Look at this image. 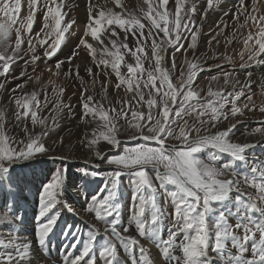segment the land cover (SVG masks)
I'll use <instances>...</instances> for the list:
<instances>
[{
	"label": "snow or ice",
	"instance_id": "1",
	"mask_svg": "<svg viewBox=\"0 0 264 264\" xmlns=\"http://www.w3.org/2000/svg\"><path fill=\"white\" fill-rule=\"evenodd\" d=\"M220 2L221 0H206L207 7L200 13L201 19ZM107 3L108 0H104V5L100 6L94 4L93 0H87V20L77 48L70 52L66 61H56L55 71L51 68L47 71L57 77L63 74L81 80V119L83 123L94 124L95 127L92 128L91 136L86 134L79 143L95 157L104 159L102 152L96 149L101 140L113 149L120 148L124 143L118 139L123 128L118 124L121 119L127 125L123 131L131 130L128 140L144 143L123 147L120 154L107 159V164L116 166L109 181L97 190L100 196L92 194L82 206L83 210L94 212L97 219L103 221L104 245L100 249L96 248L98 231L89 226L84 238L77 236L71 245L74 251L67 254L65 264H99L97 256L103 259L104 264H127L126 260L121 259L117 245L130 254L132 264H150L149 258H146L148 250L141 244V239L153 241L157 247H162L163 257L174 264H214L208 254L210 247L225 264H264V207L259 206L251 196H245L242 191V185L249 184L257 188L261 193L259 200L264 202V172L255 167L251 169L253 177H260V182L256 183L255 179H249L247 174L241 179V174L235 170L229 171L233 169L234 161L246 163L245 151L254 147L233 142L231 138V133L240 122L238 117L245 114L244 110H257L252 95L246 97L247 102L243 106L239 104L246 90L251 88V73L248 74V80L242 82L235 79L232 73L225 72L223 86L214 90L210 83L202 96L201 92L204 90L194 87L196 78L203 70L199 59L189 60L185 55L178 77L171 74L177 68L176 53L186 54L197 47L200 26L191 18V15L196 13L194 4L186 8V0H143L146 10L142 8L143 15L137 16L114 10L122 9L121 0H112L114 8H108ZM170 4L172 8H169ZM256 4L257 0H251L249 10L245 0H238L236 7L237 15L234 18L239 20L240 15L245 18L240 27H245L249 21L257 26L256 36L249 31L244 41L245 50L249 54L245 59L244 53H241V68L249 62H264L259 59L264 54V15L253 14L257 11ZM63 8L64 0H43L42 4L39 0H29L28 15L20 19L21 0H0V14L7 20L6 24L0 23V44L8 45L13 32L15 33L14 45H8L11 55H0V77L6 78L12 64L21 58L19 53L25 43V34L28 36V52L31 53L30 58L24 60L25 65H35L42 59L36 54L31 38L38 11H42L43 15L42 26L36 36L40 37L43 58L51 60L61 49L67 36L71 35L70 29L75 23L74 20H65L67 12L63 11ZM87 36L96 42V47L84 38ZM129 36L135 41V50L127 44ZM149 40L150 55L144 51ZM184 40L188 41L187 47L182 42ZM251 41H254V45H250ZM231 42L226 41L227 44ZM81 46L88 51L96 68L110 67L115 73V89L123 88L127 93H131L130 98L117 100L119 108L111 104L105 107L103 103L107 100V83L102 85L100 100H97L94 94H89L95 91L97 82L93 68L85 66V71L93 78L90 89L80 77V65L73 64V60L79 57L78 49ZM170 48L173 49L171 70L163 66L165 54ZM126 54L135 59L134 64L125 62ZM218 58L231 60L226 54ZM145 60L149 63L148 68L144 67ZM65 62L71 65L67 72H64L62 67ZM122 64L127 68L126 74L121 73ZM26 75L22 70L20 77ZM36 79L39 81V77ZM30 80L32 77H27L25 83ZM219 80V76L210 78L211 82L218 83ZM24 86L17 84L11 89L12 93L17 90L22 93L10 98L16 109L15 119L19 122L30 118L33 127L39 124L43 126V130L34 133L25 124L22 131L27 139L17 140L7 134L5 114L0 110V209L11 213V216H0V222L11 223V217L15 216L19 209L23 188L18 177L14 175L16 166L22 161L34 160L38 155L44 156L55 151V148L46 147L44 143L43 138L48 136L49 125L46 123L48 117L41 118L38 115L41 108L38 93L23 92ZM0 91H6L5 83H0ZM63 93L64 88L60 87L54 108L58 111L67 109L71 116L72 105L63 102ZM47 102L45 95L43 106L46 107ZM258 110L264 114V104ZM189 118L192 123H189ZM229 120L234 122L219 127L223 121ZM56 126V117H52L51 128L54 130ZM255 132L264 136V128H257ZM55 143L63 145L64 138L60 137ZM149 143L155 146H149ZM206 149L213 150L207 162L199 157ZM220 154H226L231 159L217 166ZM148 167L154 171V176L149 175ZM90 174L94 178L99 175L97 172ZM123 175L129 176L135 189L132 201L136 235L129 234L127 227L121 229L120 226L122 205L118 202V194L120 178ZM63 182L64 174L57 171L50 182L42 186L38 215L44 219L34 231V241L20 240L19 237H13L7 242L0 239V248L4 249L0 251V264H31L33 242L40 249L46 247L47 238L61 215L59 210L53 209L58 203L57 190L62 188ZM161 195L171 199V212L159 205L158 197ZM233 202L245 209L244 215H238L234 225L228 223L226 216L227 205ZM67 211L74 216L80 214L72 207H68ZM251 213H259L260 218H253ZM165 220H170L175 228V231L169 232L166 239L162 238L161 232V225ZM67 227L72 228L71 225ZM237 230L242 234L237 235ZM180 234L183 236L178 242L177 237ZM229 241L232 248L236 249L235 254L228 248ZM249 242L250 257L245 255L249 252ZM176 247L181 249V257L171 254V250ZM137 252L144 259L138 260Z\"/></svg>",
	"mask_w": 264,
	"mask_h": 264
},
{
	"label": "rangeland",
	"instance_id": "2",
	"mask_svg": "<svg viewBox=\"0 0 264 264\" xmlns=\"http://www.w3.org/2000/svg\"><path fill=\"white\" fill-rule=\"evenodd\" d=\"M42 4L43 0H39ZM59 2V0H58ZM94 4L100 6L104 5V0H93ZM231 5L227 3L226 0H221L218 6L214 9L209 10L207 15L201 19L200 13L204 11L207 7L206 0H186V8L194 4L196 6V13L191 15V18L196 21L200 26V32L197 41V47L195 50H189L186 54L176 53L175 62L177 68L172 71L173 77H178L179 72L182 70V65L184 64L185 55L189 60L194 58L199 59L202 63L203 70L199 73L196 78L194 87L197 90L203 89L201 95L204 96L209 84L215 90L218 86H223V73H232L235 79L242 82L248 80V74L251 73V88L246 90L245 96L241 97L239 101L240 106H243L247 102L246 97L248 95L253 96V101L257 106V110L248 111L245 109V114L242 117H238L239 123L236 128L231 133V138L233 139L237 129H241L243 133V140L246 141L245 144L254 145L245 151V156L247 158L246 163H241L238 161L233 162V169L237 173L241 174L240 178L243 179V175L247 174L249 179H255L256 183L260 182V177L256 175L253 177L251 169L253 167L257 168L258 171L264 172V136L256 133L257 128H264V114H262L258 109L264 104V62L257 63H247L245 67L241 68V53H244L245 59L249 54L245 50V39L247 38L248 32L251 31L253 36H256L257 26L252 21L245 27H240L244 24V16L240 15L239 20L235 19L234 16L237 15L236 7L238 6V0H231ZM246 5L249 10H251V0H245ZM22 11L19 14V18L23 19L28 15L29 12V0H21ZM122 9L114 8L112 0H108L107 7L114 8L116 11H123L127 14H135L137 16H142L143 13L141 9L146 10V6L143 4V0H136L132 3L131 0H121ZM87 0H64L63 11L67 12L65 20H74L75 23L72 25L70 32L71 35L67 36V40L64 42L61 49L51 58V60L43 58V48L40 45V37L36 36L37 32H40L42 26V11L37 12L36 23L34 24L31 38L32 43L36 48V54L41 56L42 59L37 62V64L25 65L24 60L29 59L31 53L28 52L27 39L28 36L25 34V43L22 45V51L19 53L20 59H17L15 63L12 64L10 73L7 77H0V83H5L6 91H0V110H3L5 114V130L7 134L11 137H15L17 140L24 139L25 136L22 128L26 124L31 132L40 133L43 130V126L37 124L35 127L32 126L31 120L22 119L17 122L15 119V106L11 103V96L22 94L20 90L16 93H12L11 89L15 88L17 84H24L23 92L31 93L36 91L38 93V98L41 102V108L38 111L39 117H48L46 122L49 125L48 136L44 137V143L46 147L55 148V151H51L48 155L40 156L38 155L36 159L29 161L20 162L15 169L14 175L18 177L21 188L23 192L19 198V209L15 216L11 217L12 222H0V239L5 242L9 241L13 237H19L20 240H28L26 234L31 236L34 230L39 226V223L44 219L39 217V210L41 204V194L43 192V185L50 182L52 176L60 171L64 174V182L61 189H58L57 195V205L53 211L59 210L61 215L58 219L57 225L54 227L53 232L49 235L46 241V247L42 249L43 255L45 256L47 264L50 262L52 264H65V258L69 252L74 251L71 245L75 242L77 236L81 239L84 238L87 231H89V226L98 231V238L96 241V248L100 249L104 245L103 231L104 223L102 220L97 219L94 212L89 213L83 210L82 206L85 205L86 200L90 199L92 194H97L98 189L104 185L106 181H109L112 171L115 169V165L107 164V159L113 155L120 154L123 147H132L137 143H144L143 141H129L128 136L131 134V130L123 131L127 125L123 119L118 121L119 125H122V133L118 136V139L123 141L120 148H111L104 141H100L96 146L98 151H101L104 159L95 157L86 148H83L79 143L85 135L91 136L92 128L95 127L94 124H85L81 119V109H80V89L82 87L81 80L73 79L71 76H64L61 74L59 77L51 76L52 74L47 73L49 66L54 67L57 60H65L70 54V52L77 48L79 44V39L83 36L84 26L87 20L86 11ZM172 8V5H169ZM257 11L254 15H264V0H257L256 4ZM99 10V8L97 9ZM227 13V15L225 14ZM208 20V21H207ZM0 23H7V20L3 18L0 14ZM264 23V22H262ZM15 27V26H14ZM147 34V29L145 30ZM67 35V34H66ZM43 33H41V37ZM215 37V39H213ZM89 43H92L96 47V42L91 39L90 36L84 37ZM123 34H121V40ZM231 40L230 44L226 41ZM50 42V41H49ZM187 47V40L182 41ZM15 43V33L13 32L8 45H14ZM250 45H254V41L249 42ZM129 47L135 50V41L129 36L127 40ZM8 45L0 44V55H11V49ZM7 49V51H6ZM79 57L73 60V64L80 65L79 73L80 77L83 78L84 85L92 88V77H90L85 71V66L92 67L93 73L95 75L96 84L95 91L89 94H94L97 100L101 99L102 85L108 84L107 100L103 103L105 107L111 104L114 107L119 108L120 105L117 104V100L128 99L131 93H127L123 88L117 90L115 89V84L117 82V77L111 68H96L91 62V57L88 51L81 46L79 49ZM123 52L124 50L121 49ZM144 51L150 55L151 53V41L147 42V47ZM172 52L173 49H169L165 54V59L163 66L168 67L171 70L172 64ZM27 53V55H25ZM227 55L231 57V60H223L218 57ZM99 55V54H98ZM138 55H140L138 53ZM143 59V56H141ZM264 60V54L259 58ZM125 62L135 63V59L130 55H125ZM2 63V62H0ZM154 63V61H153ZM220 65V67H217ZM149 63L147 60L144 61V67L148 68ZM63 71L67 72L71 67L67 62L62 66ZM25 71L27 75L25 77H20L21 71ZM49 72V71H48ZM107 73V75H105ZM121 73L126 74L127 68L122 64ZM212 76H219V82H211L210 78ZM15 77V79H14ZM27 77H32V80L25 83ZM39 77V81H37ZM175 82V81H174ZM64 88V93L62 96L63 102L65 104L72 105V114H68L67 109L64 111H58L54 108L59 88ZM239 87V86H237ZM55 89V90H54ZM230 90V88L228 89ZM45 95H47V106H43L45 102ZM52 117H56V127L53 130L51 128ZM207 118V117H205ZM234 121H223L219 127L226 126L228 123ZM189 123H192V119L189 118ZM60 137L64 138V144L60 145L55 143ZM81 146L79 149L78 147ZM149 146H155L149 143ZM87 151H82V150ZM212 149H206L199 154V157L205 162L208 161L209 157L212 155ZM231 158L226 154H220L217 160V166L222 163L228 162ZM99 165V167H96ZM149 175L154 176L155 173L148 167L147 169ZM97 172L99 175L93 177L90 173ZM89 173V174H85ZM171 187V186H169ZM134 185L130 183V178L127 175H123L120 178L119 184V194L118 202L122 205L120 210V226L121 229L127 227L129 229V234L136 235V218L133 214L134 205L132 201V194L134 192ZM242 191L245 196H251L259 206L264 207V202L259 200L261 193L258 192L257 188L250 186L249 184L242 185ZM81 193L84 197L77 196ZM76 194V196H75ZM102 198V196H101ZM235 200V195L233 194V201ZM159 205L168 212L172 211L171 199L163 195L158 197ZM68 207H72L80 213L78 216H74L72 213L67 211ZM81 207L82 210L79 208ZM228 211H226V216L229 224H235L238 219V215L242 216L245 213L243 207L237 206L234 202L227 205ZM9 215L10 212L0 209V216ZM147 215V213H146ZM253 218L259 219V213H251ZM22 218V219H21ZM110 219V218H108ZM211 222V218H209ZM71 225L72 228L67 226ZM16 229V231H12ZM170 231H175L170 220H165L161 225V232L163 234L162 238L166 239ZM64 232H68V235H64ZM242 233L237 230V235ZM183 234L177 237V240L182 239ZM258 238V236H257ZM145 241L144 239H141ZM19 242V241H18ZM150 243L151 248L154 252H157L159 258H163V264H174V262L166 260L163 255V248L157 247L156 243L153 241H145V244ZM149 247V246H148ZM147 247V248H148ZM249 252L246 256H251V242L248 244ZM79 245L77 246V250ZM120 256L124 253L125 256H121V259L126 260L127 264H132V258L129 253L125 252L123 248L117 245ZM146 248V249H147ZM228 248L233 254L236 253V249L232 248L231 242H228ZM11 251V249H8ZM0 251H4L0 248ZM153 251L147 253V257L150 260V264H156ZM150 254V256H149ZM171 254L177 257L182 256V251L179 247L173 248ZM209 254L211 255L214 264H225V261L218 257L216 253L212 252L211 247L209 248ZM138 260L144 258L140 257L139 253H136ZM154 259H153V258ZM99 264H104L103 259L97 256Z\"/></svg>",
	"mask_w": 264,
	"mask_h": 264
},
{
	"label": "bare ground",
	"instance_id": "3",
	"mask_svg": "<svg viewBox=\"0 0 264 264\" xmlns=\"http://www.w3.org/2000/svg\"><path fill=\"white\" fill-rule=\"evenodd\" d=\"M226 1H227V3H228L229 5H231V3H230L231 0H226ZM131 2L134 3V2H136V0H131ZM207 21H208V20H207ZM49 68H51V69H53V71H55L54 67L49 66L48 69H49ZM47 73L52 74L51 72H48V71H47ZM51 76H54V75H51ZM60 76H61V75H60ZM54 77L57 78V76H54ZM58 77H59V76H58ZM232 140H233V142H236V143H241V144H245V143H246V141L243 140V133H242V130H241V129H237V131H236V133H235V135H234V137H233ZM77 147H78V146H77ZM78 148L80 149L81 146L78 147ZM81 150H82V149H81ZM82 151H87V150H82ZM75 196H76V194H75ZM77 196H79V197H84L81 193H78ZM79 208L82 210L81 207H79ZM34 231H35V230H34ZM28 235H29V234H26L25 237H27L28 240H33V241H34V233H33L31 236H28ZM141 244H143L145 248H147V247L149 246V247L147 248V250H148V252H150V253H151V251L154 250L153 248H151V244L148 243V242H147V244H145V241H142V240H141ZM156 253H157V252H154V251H153V254H154V257H155V261H156V264H163V260H162L163 258H161V257L159 258L158 256H160V255L157 256ZM208 254H209V253H208ZM121 256H125L124 253H122ZM149 256H150V254H149ZM150 257H151V256H150ZM209 257H211L210 254H209ZM152 258H153V257H152ZM153 259H154V258H153ZM21 264H24V262H21ZM31 264H47L46 259H45V256L43 255L42 249H40L37 245H35V242H33ZM48 264H52V263L49 262Z\"/></svg>",
	"mask_w": 264,
	"mask_h": 264
}]
</instances>
